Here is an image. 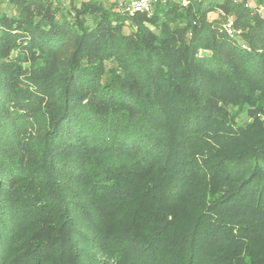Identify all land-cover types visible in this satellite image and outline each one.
<instances>
[{
    "label": "trees",
    "instance_id": "1",
    "mask_svg": "<svg viewBox=\"0 0 264 264\" xmlns=\"http://www.w3.org/2000/svg\"><path fill=\"white\" fill-rule=\"evenodd\" d=\"M0 264H264V16L0 0Z\"/></svg>",
    "mask_w": 264,
    "mask_h": 264
},
{
    "label": "built area",
    "instance_id": "2",
    "mask_svg": "<svg viewBox=\"0 0 264 264\" xmlns=\"http://www.w3.org/2000/svg\"><path fill=\"white\" fill-rule=\"evenodd\" d=\"M57 5H59L63 9H67L71 6L72 0H48ZM158 0H113L116 4L119 12L123 14H133L137 12H146L149 13L152 11L153 5ZM234 3L244 2L246 8L252 9L255 13L264 16V0H231ZM165 2V0H163ZM233 21L232 19H228L226 29L229 35H233ZM244 49H247L246 45L242 46Z\"/></svg>",
    "mask_w": 264,
    "mask_h": 264
},
{
    "label": "rangeland",
    "instance_id": "3",
    "mask_svg": "<svg viewBox=\"0 0 264 264\" xmlns=\"http://www.w3.org/2000/svg\"><path fill=\"white\" fill-rule=\"evenodd\" d=\"M101 1H102L104 4L108 5V6L111 5V0H101ZM217 17H218L217 14H212V15H210V18H211V19H213V18H217ZM246 119H247V118H244V117H243V119L240 120L239 122L242 123V122H244Z\"/></svg>",
    "mask_w": 264,
    "mask_h": 264
},
{
    "label": "crops",
    "instance_id": "4",
    "mask_svg": "<svg viewBox=\"0 0 264 264\" xmlns=\"http://www.w3.org/2000/svg\"><path fill=\"white\" fill-rule=\"evenodd\" d=\"M111 1H113V0H111Z\"/></svg>",
    "mask_w": 264,
    "mask_h": 264
}]
</instances>
